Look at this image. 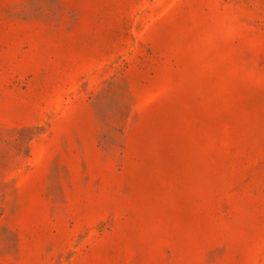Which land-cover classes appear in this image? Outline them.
<instances>
[{
    "label": "rangeland",
    "instance_id": "374dc122",
    "mask_svg": "<svg viewBox=\"0 0 264 264\" xmlns=\"http://www.w3.org/2000/svg\"><path fill=\"white\" fill-rule=\"evenodd\" d=\"M0 264H264V0H0Z\"/></svg>",
    "mask_w": 264,
    "mask_h": 264
}]
</instances>
